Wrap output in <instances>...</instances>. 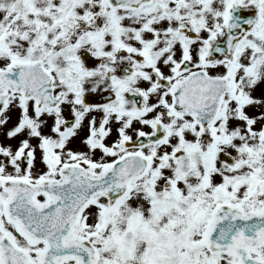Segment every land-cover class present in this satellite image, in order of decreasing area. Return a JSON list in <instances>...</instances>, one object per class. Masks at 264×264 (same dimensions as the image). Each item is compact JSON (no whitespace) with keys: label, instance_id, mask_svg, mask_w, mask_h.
<instances>
[{"label":"snow or ice","instance_id":"6c2138e0","mask_svg":"<svg viewBox=\"0 0 264 264\" xmlns=\"http://www.w3.org/2000/svg\"><path fill=\"white\" fill-rule=\"evenodd\" d=\"M0 264H264V0H0Z\"/></svg>","mask_w":264,"mask_h":264},{"label":"flooded vegetation","instance_id":"af4514ba","mask_svg":"<svg viewBox=\"0 0 264 264\" xmlns=\"http://www.w3.org/2000/svg\"><path fill=\"white\" fill-rule=\"evenodd\" d=\"M255 13L254 12H237V17H241L244 19L247 18H254ZM83 58V57H82ZM99 61H92L90 58L87 60L86 62V66L89 68H94L96 66V64H98ZM104 95H107V93H105ZM86 99V103L87 102H98V103H103V99L101 97H96V96H88L85 98Z\"/></svg>","mask_w":264,"mask_h":264}]
</instances>
